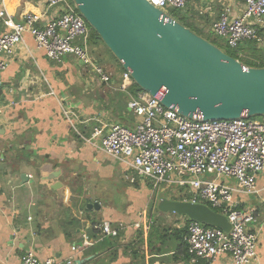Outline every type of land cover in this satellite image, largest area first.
I'll return each mask as SVG.
<instances>
[{"label": "crops", "instance_id": "1", "mask_svg": "<svg viewBox=\"0 0 264 264\" xmlns=\"http://www.w3.org/2000/svg\"><path fill=\"white\" fill-rule=\"evenodd\" d=\"M1 1L16 21L26 12H51L45 0ZM226 7L233 16L245 8L243 0H190L186 10L190 22L211 34ZM48 19L45 16L43 21ZM7 30L9 27L1 21L0 35ZM108 72L111 80L107 83L72 54L65 55L61 62L50 60L37 48L34 37L26 33L24 43L2 73L0 264H18L28 250L42 258L54 257L58 264L90 256L82 264H194L185 252L187 217L162 214L170 225L168 239H176L175 246L165 247L167 239L159 240L158 231L150 226L154 219L161 224L158 216L148 215L150 227L143 230L146 212L139 217L133 202L114 203L115 188L133 172L101 149L102 135L95 136V132L105 133L115 123L133 128L137 119L128 106L135 91L133 85L129 90L121 89L123 70ZM64 109L76 114L75 127ZM133 177L131 182L136 181ZM55 182H61L62 187L58 184L53 189ZM256 186L257 193L242 201L244 208L255 211L261 227L259 258L253 264H264V173L259 174ZM90 201L99 202L101 209L84 210ZM141 220L144 223L140 228L133 226ZM106 221L112 227L127 225L117 241L100 239ZM97 229L100 233L92 235ZM85 236L93 243L73 251ZM199 264L233 262L222 255Z\"/></svg>", "mask_w": 264, "mask_h": 264}, {"label": "built area", "instance_id": "2", "mask_svg": "<svg viewBox=\"0 0 264 264\" xmlns=\"http://www.w3.org/2000/svg\"><path fill=\"white\" fill-rule=\"evenodd\" d=\"M51 11L46 15L26 12L20 21L0 3V22L9 30L0 35V92L2 73L9 67L17 48L31 34L37 48L53 61L61 62L67 54L74 55L83 66L110 82L105 70L92 54L88 44L89 27L73 0H45ZM169 13L168 8L183 9L190 0H148ZM244 10L233 16L226 7L213 24L214 32L231 48L247 40L264 44V0H243ZM170 14V13H169ZM49 19L44 22V17ZM43 22V24H42ZM121 89L129 90L135 83L132 68L122 73ZM136 116L133 128L120 123L111 124L101 137V149L122 162L134 174L161 183L187 187L191 196L177 200L209 205L225 215L231 228L225 231L187 219L185 242L190 261H214L229 256L233 264H253L258 258L261 227L254 210L243 207L242 198L257 193V179L264 173V119L239 117L229 120L192 119L166 108L160 95L139 90L128 103ZM74 125V111L64 109ZM135 181V177H133ZM143 217V215H141ZM144 222L137 221L140 228ZM127 227L102 224L100 239L118 236ZM93 243L85 236L77 251ZM73 261L69 259V264ZM18 264H58L54 257H40L34 250L26 251Z\"/></svg>", "mask_w": 264, "mask_h": 264}, {"label": "water", "instance_id": "3", "mask_svg": "<svg viewBox=\"0 0 264 264\" xmlns=\"http://www.w3.org/2000/svg\"><path fill=\"white\" fill-rule=\"evenodd\" d=\"M73 2L123 69L132 68L135 83L160 95L166 108L204 120L264 116V67L243 64L148 0ZM58 184L62 187L55 182L52 188ZM157 201L161 212L225 231L231 228L228 218L207 204L171 199L165 189ZM86 208L100 210L101 204L90 201Z\"/></svg>", "mask_w": 264, "mask_h": 264}, {"label": "rangeland", "instance_id": "4", "mask_svg": "<svg viewBox=\"0 0 264 264\" xmlns=\"http://www.w3.org/2000/svg\"><path fill=\"white\" fill-rule=\"evenodd\" d=\"M187 6L183 9H176L173 7H169V13L172 17L178 19L179 21H184L187 23L189 27H191L195 32H199L203 36H205L208 40L212 41L215 38V35H211L209 33H206L205 30L200 29L195 25L194 23L189 21L190 15L188 14L186 10ZM219 45L222 46L223 50L227 48V44L225 43L224 39L219 40ZM106 46L101 45L97 50V52L94 56L96 59H100L101 62L99 64L108 71H112V69L118 68L119 71H122L120 63H118L116 60L113 59V57L106 51ZM98 76L99 74L96 73ZM129 176H134L136 178V183L131 182L129 179L127 180H120L119 187L115 188L114 193V203H117V201L122 200L123 203H128L129 201L135 205V208L137 209V213H139V217L145 213L146 217V224L143 227V230H148L149 225L147 224L150 222V216L152 215L157 217V220L161 223L163 228H170L169 222L167 219H165L164 212L160 213V210L157 208H154V204L156 203V197L157 194L162 190L165 189L166 196L171 199H181L184 197H190L191 194L188 193V188L180 186L179 184H166L161 183V185L154 186L155 179L150 178H143L136 174L130 173ZM122 203V204H123ZM153 205V206H152ZM152 206V207H151ZM86 210V209H84ZM87 211V210H86ZM142 213V214H140ZM169 214H173L174 212H168ZM176 215L180 216L176 213ZM100 219V218H99ZM155 220V219H154ZM158 224V223H157ZM161 227V226H160ZM170 237V236H169ZM160 240V239H159ZM176 239H167L164 242V246H175Z\"/></svg>", "mask_w": 264, "mask_h": 264}, {"label": "trees", "instance_id": "5", "mask_svg": "<svg viewBox=\"0 0 264 264\" xmlns=\"http://www.w3.org/2000/svg\"><path fill=\"white\" fill-rule=\"evenodd\" d=\"M180 22H182L185 26L189 27L187 25V23H185L184 21H180ZM88 27H89V32H90L89 38H88V44L90 45L92 52H96L97 49L101 45H104V43H103L102 39L100 38V36L98 35V33L90 25H88ZM189 28H191V27H189ZM197 33L200 34L199 32H197ZM213 34L215 35V38L212 40V42L214 44L218 45L220 48H222V46H220L218 43L219 40L222 38L220 36H218L215 32L211 33V35H213ZM200 35H202V34H200ZM105 48H106V51L113 57V59L116 60L118 63H120L121 69L124 71L121 62L118 61V59L111 53V51L107 47H105ZM224 51L227 52L229 55L233 56L234 58L239 59L243 64H245L247 66L264 67V44L262 46H260V44L256 40L243 41L238 45L237 48H231L227 45V48L224 49ZM98 60H99V62H101L100 59H98ZM133 89L135 90L134 93L141 90V88L136 83L133 84ZM256 117L264 119V116H256ZM97 225L98 224H96L95 227H97ZM150 226L152 229H155L156 231H158L157 234L159 236V239H161V238L168 239L169 238V234L167 233V231H169V229L163 228V226L161 224H157V221L154 220L150 224ZM95 231H96L95 232L96 234L94 233L92 235L97 236L100 233V231L98 229ZM122 232L123 231H120L118 236H115V237L109 236V237H106L107 238L106 240H104L105 238L103 240L105 242L106 241H110V242L117 241L121 237ZM175 232H176V234H181V232H179V231H175ZM183 232L186 235V233H187L186 226H185ZM184 243L186 246L185 252L188 254L187 244L185 241H184ZM187 259H189V255L187 256Z\"/></svg>", "mask_w": 264, "mask_h": 264}, {"label": "flooded vegetation", "instance_id": "6", "mask_svg": "<svg viewBox=\"0 0 264 264\" xmlns=\"http://www.w3.org/2000/svg\"><path fill=\"white\" fill-rule=\"evenodd\" d=\"M156 203L154 204V208H157V197H156V201H155Z\"/></svg>", "mask_w": 264, "mask_h": 264}]
</instances>
